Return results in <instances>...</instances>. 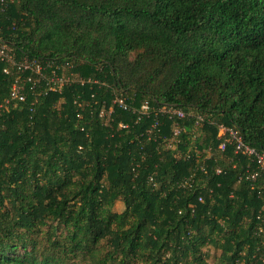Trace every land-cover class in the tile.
<instances>
[{
  "label": "trees",
  "instance_id": "1",
  "mask_svg": "<svg viewBox=\"0 0 264 264\" xmlns=\"http://www.w3.org/2000/svg\"><path fill=\"white\" fill-rule=\"evenodd\" d=\"M0 39V264H264V172L217 148L264 151V0H0Z\"/></svg>",
  "mask_w": 264,
  "mask_h": 264
},
{
  "label": "built area",
  "instance_id": "2",
  "mask_svg": "<svg viewBox=\"0 0 264 264\" xmlns=\"http://www.w3.org/2000/svg\"><path fill=\"white\" fill-rule=\"evenodd\" d=\"M10 56L6 52V45L3 43L0 39V60H9ZM17 67L19 70H27V69H33L35 72L39 73L41 69L40 63L36 62L35 60H28L24 59L17 63ZM6 72V68L4 69ZM59 85L62 84L63 80L62 78L58 79ZM10 95L12 98H18L23 99L24 95L21 92V86L17 81H15L12 84ZM115 102L123 107L127 108V103L123 97H116ZM103 111V110H102ZM101 111V113H102ZM111 111V107L108 108L107 112ZM150 112H153L154 119L152 120L150 127L147 128V133H150L152 131L157 130L158 126V117L161 115L166 116L168 119L173 121V126L171 129V135L169 138V142H167V145H173L176 144L179 141V134L182 130V126L180 124V120L182 118H185L187 115H190L194 117V121L196 124H200L203 122V116L200 114H194V113H187L185 110H183L181 107L173 104L169 105H161L159 107L150 106L147 101H145L139 111V117L144 114H149ZM217 138H218V144L217 148L220 151L226 150V147L228 144H231L233 147V154L235 159L239 158L241 155H244L251 159L252 162L255 163V167L250 169L247 168L245 172L239 176V180L241 179H247L252 184L254 181L264 172V151L257 150L253 146H250L247 144L239 131L234 128L233 126H225V125H219L217 130ZM199 169L206 173V167L204 165H201ZM222 170L220 167L215 168V173H220ZM186 183V180L181 183V185H184ZM201 200V197H199Z\"/></svg>",
  "mask_w": 264,
  "mask_h": 264
},
{
  "label": "rangeland",
  "instance_id": "3",
  "mask_svg": "<svg viewBox=\"0 0 264 264\" xmlns=\"http://www.w3.org/2000/svg\"><path fill=\"white\" fill-rule=\"evenodd\" d=\"M193 131L195 132L196 136L203 134V132H201V130H198V129L197 130H193ZM122 208H123L122 203L117 201L115 203L114 210L120 211Z\"/></svg>",
  "mask_w": 264,
  "mask_h": 264
}]
</instances>
